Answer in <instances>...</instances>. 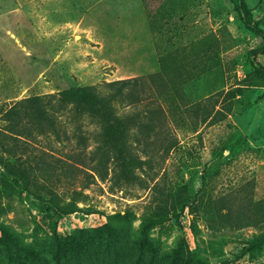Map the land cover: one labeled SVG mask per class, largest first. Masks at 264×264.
I'll return each instance as SVG.
<instances>
[{"label": "rangeland", "instance_id": "1", "mask_svg": "<svg viewBox=\"0 0 264 264\" xmlns=\"http://www.w3.org/2000/svg\"><path fill=\"white\" fill-rule=\"evenodd\" d=\"M217 59L204 85L219 74L210 95L237 96L205 102L199 74ZM257 72L264 0H0V264H264ZM121 80L142 101L116 104L118 114L160 107L159 134L182 145L133 169L135 181L120 178L112 155L101 179L97 125L86 127L85 148L24 135L33 126L20 122L21 102L80 87L106 94ZM155 218L167 219L147 227Z\"/></svg>", "mask_w": 264, "mask_h": 264}, {"label": "trees", "instance_id": "2", "mask_svg": "<svg viewBox=\"0 0 264 264\" xmlns=\"http://www.w3.org/2000/svg\"><path fill=\"white\" fill-rule=\"evenodd\" d=\"M242 5L246 11L244 2H242ZM202 43H204V40L193 44L191 47ZM218 67H220L219 59L209 64L199 74V79L204 74ZM256 75L264 77L262 72H257ZM131 84L132 81L130 80H121L108 84L109 91L106 94H101L94 87H80L61 92L56 101H53L51 97H33L23 101L19 104L25 111L24 116H20V122L24 117L33 126V130H25L28 134L24 135L32 137L33 131H35L42 136L51 134L56 140H67L69 142L75 139L78 146L85 148L89 145V139L85 135V132L89 133L85 131L87 130L86 127L93 124L97 125L101 131L90 137H93L97 143L96 150L92 152V155L99 159L96 162L95 169L100 171L101 179L104 178L103 174L105 173L104 163L106 165V159L104 160V158H107V155H112L115 163L120 164V178H124L129 182L135 181L132 174L133 169L150 165L149 161L152 159L150 157L157 153H161V160L165 161L170 153L177 151L182 145L179 141L170 139L169 134H167L166 138H162L161 134H159L162 132L160 122L167 117L165 111L160 107L146 106L142 110L128 113L124 116L118 114L116 104H122L127 101L131 105L138 107L142 101L141 97L132 96L126 92V89ZM229 95H232L231 98H236L237 96L235 92L228 91L224 93L221 91L215 95L203 98V101L211 102L216 98ZM261 98L264 99V94ZM236 103L241 104L243 102L241 99H237ZM15 113H19L16 108ZM219 115H221L220 112L213 119L216 120ZM63 117L67 119L64 121ZM140 136H143V141L139 139ZM131 141L133 144H131ZM137 147L143 148L142 153L147 158L146 160H141L135 153V150H138L136 149ZM189 153H192V151ZM206 192L207 185L203 183L196 197H202ZM45 202L56 212H63V209L58 207L54 196H51ZM71 206L70 204L66 208ZM190 209L192 210V207ZM166 219H152L147 227L164 224ZM33 260L36 264H45L42 259L33 257Z\"/></svg>", "mask_w": 264, "mask_h": 264}, {"label": "crops", "instance_id": "3", "mask_svg": "<svg viewBox=\"0 0 264 264\" xmlns=\"http://www.w3.org/2000/svg\"><path fill=\"white\" fill-rule=\"evenodd\" d=\"M209 75H210L209 77H211L212 74H209ZM204 76L205 75L201 76L202 78H201L200 84H199V93H200L202 98H207V97L211 96L210 92L218 84V82L220 81V78H219V74H216V77H212L213 79L209 78V83H208L209 85L205 86L203 82H204L206 76L205 77Z\"/></svg>", "mask_w": 264, "mask_h": 264}]
</instances>
